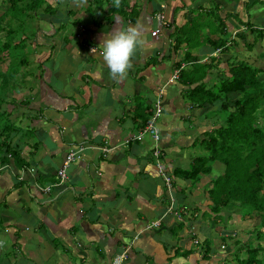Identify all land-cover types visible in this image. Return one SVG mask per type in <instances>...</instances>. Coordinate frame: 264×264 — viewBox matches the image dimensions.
<instances>
[{
  "label": "crops",
  "instance_id": "obj_1",
  "mask_svg": "<svg viewBox=\"0 0 264 264\" xmlns=\"http://www.w3.org/2000/svg\"><path fill=\"white\" fill-rule=\"evenodd\" d=\"M163 2L153 8L148 0H127L129 6H137L133 22L125 19L127 13L107 11L106 1L100 10L88 6V2L82 6L78 3L71 20L73 35L64 36L59 30L54 37L51 30L43 31L52 36L37 48L35 65L23 75V83L29 87H24L26 96L19 93L22 87L16 93L22 99H8L11 108L3 105L14 127L8 136L10 145L20 149V156L35 171L32 176L24 172L19 178L20 168L0 161V240L4 241L0 264H111L112 257L123 248L126 257L120 264H224L225 259L234 258L233 241L239 238L222 234L225 240L219 246L218 234L223 229L215 232L207 221H197L198 212L194 216L196 212L189 210L188 214L194 217L183 216L186 222L182 227L172 228L178 221L173 212L183 204L202 207L209 186L205 175L190 185L173 176L172 171L186 167L190 157L199 152L193 142L218 119L214 105L204 110L187 104V85L180 83L178 77L167 80L174 69L185 70L193 64L180 61L185 45L173 47L174 28L210 8L225 16L227 32L236 23L233 34L241 39L230 50L222 47L217 53L207 45L191 50L196 61L206 63L208 56L219 58L226 54L227 59L219 60L252 63L261 58L264 64V36L257 38L251 33L264 27V0ZM240 4L244 8L238 12L245 17L237 12ZM129 25L140 26L146 43L134 56L127 78L113 80L99 53L100 45L114 30ZM80 26L84 30L79 33ZM154 29H158L156 34H152ZM207 30L201 27L203 35L217 38L218 34H208ZM255 38L259 40L256 47ZM226 40L225 45H230ZM240 42L246 46L245 51L240 50ZM250 48L255 49L254 56ZM176 62L179 66H175ZM34 67L37 73H33ZM204 74L202 81L215 76L212 70ZM159 91L161 111L155 125L163 166L172 175L173 183L168 189L154 166L151 138L123 142L148 120ZM14 103L21 105L18 110ZM77 143L87 147L82 159L69 166L67 179L60 186L43 194L29 182L31 177H36L40 185L55 182V171L66 149ZM101 145L110 150L102 154L97 148ZM160 217L158 227L146 229L149 222ZM189 224L194 227L195 236L188 233ZM217 225L214 229H220ZM192 237L199 242L210 238L206 256L192 243ZM186 251L183 258L181 253Z\"/></svg>",
  "mask_w": 264,
  "mask_h": 264
},
{
  "label": "trees",
  "instance_id": "obj_2",
  "mask_svg": "<svg viewBox=\"0 0 264 264\" xmlns=\"http://www.w3.org/2000/svg\"><path fill=\"white\" fill-rule=\"evenodd\" d=\"M3 1L5 8L0 13V161L11 162L20 170L34 172L35 168L20 156V149L10 145L8 136L14 127L8 122V112L3 108L5 102L1 93L16 91L17 81L25 73L20 71L27 64L25 53H28L27 56L36 53L37 48L47 41L42 37L48 39L52 36H42L43 31L35 21L41 14H51L55 9L50 7L47 0ZM88 1V6L91 4L97 10L103 5L99 2L101 0ZM105 1L108 4L107 11L123 15L127 13L125 19L134 21L136 4L129 6L127 0H122L121 7L115 8L113 0ZM224 18L222 14L216 13L215 8H210L199 17L194 15L187 19L173 31V47L185 45L180 61L193 62L188 69L178 71V80L187 85L184 98L190 107H202L205 110L214 105L218 121L203 137L195 139L193 144L199 152L190 157L186 167L175 168L172 175L188 181L190 185L199 182L202 175L207 176L209 186L205 203L202 207L194 204L188 207L191 213H200L201 218L206 215L212 231L223 229V233L218 234L221 241L219 246L223 244L224 236L235 238L234 232L224 229L227 225L237 226L238 221L252 219V229H244L250 236L246 235L240 246H237L238 240L233 241L236 250L233 256L238 258L237 264H264V245L261 243H264V71L244 60L224 63L216 56H208V62L198 63L196 55L191 54V50L200 49L203 45H207L210 50L227 49ZM201 27L208 29V34H218L217 38L210 39L209 35H203ZM39 30L41 41L38 42ZM254 30L257 31V38L264 36V27ZM58 31L54 29V32ZM179 62L175 66H179ZM207 70L215 73L210 82L202 81ZM31 178L29 182L42 193L44 185L37 183L36 177ZM160 179L166 187L161 175ZM218 223L220 229H214ZM181 227L182 222L176 221V226L172 228L176 230ZM210 244V238L198 241L197 246L203 249V256H206ZM240 250L245 252L246 257L239 259ZM187 253H181V256L184 258Z\"/></svg>",
  "mask_w": 264,
  "mask_h": 264
},
{
  "label": "rangeland",
  "instance_id": "obj_3",
  "mask_svg": "<svg viewBox=\"0 0 264 264\" xmlns=\"http://www.w3.org/2000/svg\"><path fill=\"white\" fill-rule=\"evenodd\" d=\"M98 0H96L95 2H97ZM139 1H141V0H139ZM148 1H150L151 2V6L153 7V8H159L160 7V5H162V2H163V0H148ZM47 2L49 3V5H50V7H52V8H54L55 10L50 14V13H44V14H41L38 18H37V20L35 21L36 23H37V25H38V27L42 30V31H47V30H51L53 33H54V29L55 28H57V29H59L60 30V32H61V34L62 35H64V36H70V35H73L74 34V22L73 21H71V20H74V8H75V6H78V3H79V5L80 6H82V5H84L86 2H87V0H47ZM99 2H102L103 4H104V2H105V0H101V1H99ZM88 3H89V1H88ZM164 3V2H163ZM167 3V2H166ZM258 2H256V4H257ZM104 6V5H103ZM240 7V9H239V7ZM237 7H238V9H237V12L239 11V12H242V10H243V6H242V4H240V5H237ZM254 7H257V5L256 6H254ZM4 8H5V1H3V0H0V13L2 12V10H4ZM258 8H260V7H258ZM233 10H236V9H234L233 8ZM76 11H78V10H76ZM238 12V14L239 15H242V16H244L245 17V15L243 14V13H239ZM264 12V11H263ZM111 13V12H110ZM62 23V25H58L59 23ZM31 25V24H30ZM32 26V25H31ZM59 26V27H58ZM53 30H52V29ZM236 28H237V26H236V23H233V24H231V26H229L228 27V30L230 31V33L229 32H227L225 35H226V37H227V39L230 41V45H226L227 47H229L228 49L230 50V48H233L235 45H238L239 44V39H241V37L240 38H238V37H235V35L233 34L234 33V31L236 30ZM83 30H84V27H83ZM82 30V31H83ZM81 31H79V33H80ZM256 30H252V34L253 35H255L256 34ZM39 33H40V30L38 31V36H39ZM46 33H48V32H46ZM244 33H247L248 35H249V32L248 31H245ZM41 35L42 36H44V35H48V34H45V32H43V33H41ZM57 36V33L56 34H54V37H56ZM40 37L41 36H39V38H38V42L39 41H41V39H40ZM230 37H232L231 39H229ZM43 39H45L46 37L44 36V37H42ZM33 39V38H32ZM244 40H246L245 42H248V38H244ZM26 43V42H25ZM234 43V44H233ZM225 44H226V42H225ZM259 44V40L257 39V38H255V47L257 46ZM240 45H241V48H240V50L241 51H245V48H246V46H243L242 44H241V42H240ZM201 46V45H200ZM200 46H198V47H200ZM243 47H245V48H243ZM259 48H262V47H259ZM257 49V51L259 50H262V49H258V48H256ZM254 51H255V49H253V48H250V52H251V55H253L254 54ZM35 52V51H34ZM257 53V52H256ZM26 55H25V58H27V64H25V65H23V67H21L20 68V71L21 72H25L27 69V71H29V68L30 67H32V66H34L35 65V62H33V57L35 56V53H31V54H29V56H27V54L28 53H25ZM254 56V55H253ZM221 60H224V59H227L228 57H227V55L226 54H222V55H220V57H219ZM256 59V58H255ZM256 67H258V68H264V64H263V59H257V60H253V62H252ZM263 71H264V69H262ZM33 73H37V69H36V67H34V71H33ZM28 74V73H27ZM27 74H22L21 75V78L19 79V81H17V83L19 84V85H21L19 88H17L16 89V93L17 94H19V93H21V96L22 97H25L26 95H25V93L23 92L24 91V87H28V84L27 83H23V81H26V77L25 76H23V75H27ZM23 87V88H22ZM22 88V89H21ZM29 88V87H28ZM19 89H21V91L19 92ZM19 92V93H18ZM23 92V93H22ZM16 93H14L13 92V94L11 93V91H9L8 93H1V94H3V96H4V102L5 103H3L2 105H4L5 107H7V108H11V106L10 105H8L7 104V100L8 99H13V98H15L16 100H18V99H22V97L20 96V95H16ZM14 96V97H13ZM15 104V108L18 110V108L21 106V105H17L18 103H14ZM7 108H6V110H7ZM14 115H17V114H15V113H13V116ZM7 119H8V122H10V118H9V116H7ZM203 193H205V191L203 192ZM206 195V194H205ZM197 215V212L195 213V216ZM188 216H192V217H194L192 214L190 215H188ZM235 217H238L237 215H235ZM197 221H199V220H202V221H207L208 222V224H209V220H208V217L205 215V217H203V218H201L200 217V215L198 214V216H197V219H196ZM253 220L252 219H245V220H243V221H241V222H239L238 221V225L237 226H234V225H232V224H230V225H227L224 229L225 230H229L228 232H234L235 233V235H234V237L236 238H239L238 239V241H242V240H244L245 239V236L246 237H248V236H250L249 234H247L248 233V229L247 228H251L252 227V225H253ZM200 226H202V225H200ZM203 227V226H202ZM207 228V227H206ZM247 229V230H244V229ZM252 229V228H251ZM234 230V231H233ZM199 241H200V239H199ZM221 241H219V243H220ZM263 245H264V243L263 242H261ZM194 244V243H193ZM238 244H240V243H238ZM237 254V253H236ZM239 259H241V258H243V257H246V254H245V252H243V251H239ZM238 258H231V259H225V262H224V264H228V263H226L227 261L229 262V264H232L231 262H233L234 264H236L237 263V260Z\"/></svg>",
  "mask_w": 264,
  "mask_h": 264
},
{
  "label": "built area",
  "instance_id": "obj_4",
  "mask_svg": "<svg viewBox=\"0 0 264 264\" xmlns=\"http://www.w3.org/2000/svg\"><path fill=\"white\" fill-rule=\"evenodd\" d=\"M157 32H158V29H154L152 31V34H156ZM217 52H219L218 48L215 49V53H217ZM99 53H101V51H99ZM178 71H179L178 68L174 69L173 72L171 73V75L168 77L167 81L170 82L172 80H175L178 77ZM160 96H161V94L159 91L157 97L155 98L154 102L152 103L151 114H150L148 120L142 126H140L136 130L135 133L130 135L123 142L127 143L130 140L140 141V140H142L143 137L149 136L152 140V143H153L152 150H151V156L153 158L154 166L156 167L157 171L159 172V174L163 178V181L165 183L166 188H170L171 178L169 177V175H167L165 173V170H164V166H163V163L161 160L162 152H161L160 147H159V133H158V129L155 125V121L159 117L160 111H161ZM86 147L87 146L85 144L77 143V144L70 145L66 149V151L63 155V158L61 160V163L55 171L57 181H55L49 185H44V187L41 188V191L43 194H47L49 192L51 186H60L67 179V169L69 168V166L72 163L82 159V153ZM97 148L100 150V152L102 154H105L106 152H108L110 150V147H107L105 145H101L100 147H97ZM24 172L30 173L31 176L33 173V172H31V170L23 169L20 171L19 178L23 177L22 175ZM170 205H171V203H170ZM170 205L167 208L168 212H170L169 210H171ZM173 213L176 217L175 219L184 224L186 221H185V218L183 219V216L189 215L188 214L189 209L186 205H182L177 211H174ZM194 216H195V214H194ZM160 219H161V217L158 218L157 220L151 221L147 226L148 227H154V226L159 225ZM188 233L191 236H193V235L195 236V234H196L192 224H189V226H188ZM191 241H192V243L197 244L199 240L197 239V237H192ZM125 257H126V249L123 248L122 251L112 259V264H116L117 258H122V260H123V259H125Z\"/></svg>",
  "mask_w": 264,
  "mask_h": 264
},
{
  "label": "clouds",
  "instance_id": "obj_5",
  "mask_svg": "<svg viewBox=\"0 0 264 264\" xmlns=\"http://www.w3.org/2000/svg\"><path fill=\"white\" fill-rule=\"evenodd\" d=\"M121 2L122 0H113V6L115 8H120ZM78 30L82 31L83 27L80 26ZM145 43L146 41L143 37V32L139 25H129L126 28H120L118 30H114L108 38H104L102 40L100 45L102 49L101 55L105 65L109 70V75L111 79L122 81L127 78L129 71L133 68L134 56L138 51L143 50ZM93 51L94 48L92 49V52ZM13 92L16 93L14 90L11 91L12 94ZM165 173L167 174L166 170ZM29 175L31 174L29 173ZM169 177L171 178V176ZM186 206L188 207L187 204ZM154 227L146 226V229H150ZM3 245H4V241L0 240V247H3ZM120 252H118L117 254H119ZM115 256H113L112 259ZM112 259H111V264H112ZM121 260L122 258H117L116 264H120Z\"/></svg>",
  "mask_w": 264,
  "mask_h": 264
}]
</instances>
